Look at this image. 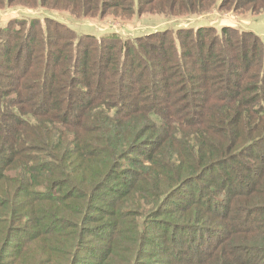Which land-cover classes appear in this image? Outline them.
I'll list each match as a JSON object with an SVG mask.
<instances>
[{
	"label": "trees",
	"instance_id": "obj_1",
	"mask_svg": "<svg viewBox=\"0 0 264 264\" xmlns=\"http://www.w3.org/2000/svg\"><path fill=\"white\" fill-rule=\"evenodd\" d=\"M67 1L96 16L109 3ZM165 1L112 0L108 7L132 12L139 3L156 8ZM168 1L167 12L214 6ZM59 2L49 3L42 21L32 16L0 26V213L18 222L12 204L28 197L49 206L66 202L59 212L72 210L75 219L68 225L54 211L45 214L47 223L34 235L13 222L5 244L23 232L29 248L42 233L50 240L66 225L79 255L65 260L79 264L89 250L86 236H118L122 218L137 216L141 204L128 203L137 209L118 213L105 229H92L95 212L113 219L148 185L143 209L153 217L141 223L139 238L128 239L138 242L128 264L151 263L142 259L150 256L148 247L162 254V264H264L261 38L229 23L216 31L210 19L158 25L132 37L77 34L58 18ZM232 2L224 8L235 14L264 11V0ZM16 165L11 193L3 185ZM117 184L127 192L120 195ZM189 184L198 188L196 198L185 190Z\"/></svg>",
	"mask_w": 264,
	"mask_h": 264
},
{
	"label": "rangeland",
	"instance_id": "obj_2",
	"mask_svg": "<svg viewBox=\"0 0 264 264\" xmlns=\"http://www.w3.org/2000/svg\"><path fill=\"white\" fill-rule=\"evenodd\" d=\"M51 1L53 0H0V26L3 24V21L6 20L10 22H18L19 18H28L32 16H35L42 21L45 16H49L48 8ZM59 1H61L59 2V8L62 10L59 12L58 18L66 23L77 34L91 33L98 37L100 33L105 31H116L124 37H132L134 36V33H140L144 30L155 28L158 25L161 26L165 24L175 27L178 23L183 24L190 22L192 24H198L200 23V20L203 21L205 19H210L212 20L211 22H214L216 31L219 30L218 25L223 23H229L238 30H250L261 38L264 46V11L255 13L253 10L243 11L241 9L239 12H236L238 14H235L233 11L224 8L229 7L234 2H232V0H229L230 5L227 4V0L224 2L223 0H211L208 3H214V6L212 4L213 7L211 6L205 11L192 12V14L183 10L177 11L173 7H171L172 12H167L166 5L169 3L168 0L165 1L164 5L161 2L159 4L160 7L156 8L145 2L142 4L139 3L134 6L132 12H125L108 7V5L112 3V0H107L109 3H105L103 8V11L105 10V12L103 14L99 13L97 16L88 13L86 10L84 12L79 11L80 9L73 2H68L67 0ZM38 2L40 5H38ZM43 2H46V4L43 5ZM222 3H224L225 6H222ZM126 6L128 5L126 4ZM162 7H164L165 10H163ZM205 23L206 22H201V24ZM33 132L36 133L35 129H33ZM1 167L2 165H0V169ZM16 168L17 165L10 168V171L8 170L7 178L4 180L5 185H3V188H6L11 193L13 191L14 185H12V183H14ZM57 177H59V174H57ZM128 177L132 180L133 174L130 173ZM202 183L203 181H200L198 184L196 183L195 186H200ZM116 186H121L122 192L119 193L120 195L127 192L125 185L122 186V184H117ZM195 186L189 184L185 190L189 192L194 190V197L196 198L200 193ZM145 188L146 190L143 194L134 197L133 195L129 196L123 205L124 207L117 210V213L114 212V215L112 214L113 219L112 216H108L107 213L104 214L99 211L95 212L97 220L92 225V229L94 230L98 225H103V227H100L105 229L106 225L111 224L109 221H113L115 219L114 217H119L123 214L122 211L137 209L135 206H129L130 204L128 203L134 202L141 204V208L139 207V210H137L139 213L137 216L133 217V215H131L128 216V218H122L123 224L119 223L121 225V231L118 236L109 239L111 232L106 233L102 240H98L94 236H86L85 242L87 241L89 250L80 253L83 262H80L79 264H128L131 262V255L138 247L136 238L140 237V235H138L140 232H137V230H140L139 227H142L141 223L143 221L149 223L150 220L148 219L153 217L150 215L146 216L145 213L147 210L143 209V195H145L146 192H150L151 189L148 185ZM0 196L2 195L0 194ZM35 196H37L36 193ZM26 198L27 200L24 199L19 205L16 203L12 204L15 208H18V222H9L8 217L3 216L0 213V264H67L66 260H69L70 258L74 260V255H79V253L74 249V243L66 236V233L69 231L66 225L59 231V233L54 234L53 238L51 236L50 240H48L50 236L42 233V237L35 243L33 242L34 244L32 243L29 248L26 243L30 240V235L28 234L29 237H27L23 232L11 240V242L14 243L12 246L7 243L5 244V238L7 235L5 228L9 224L11 226L13 222V226L19 228L20 231H22V227H26L29 228L34 235L38 232H35L33 229L41 228L39 223H47V221L44 220L46 218L45 214L49 216V213L53 214L54 211L56 215L66 220V224H68V221H74L75 219L71 216L72 210L65 209L62 212H59L60 208L65 207L64 203L66 202H63L65 198L58 199V201L63 202V204L61 203L52 206L46 205L44 202L38 201L36 198ZM70 206L74 209V205ZM101 206L103 209L109 208L103 204H101ZM50 207H53L54 209H51ZM10 208V206H7L5 212L8 213ZM133 236L136 237L135 242L134 245H130L128 239L133 238ZM152 237L154 238V235H152ZM159 238L160 237H158V239ZM56 239L61 241V244H56L58 243L55 241ZM98 251L102 254L100 258H97ZM147 251L151 254L150 256L143 257V261L151 262L149 264H162L160 261V259H163L162 254L157 255L155 249L151 247H148ZM75 252L76 254H74ZM65 257H67L66 260ZM95 257L97 258L96 260L94 259ZM128 259H130V262H127Z\"/></svg>",
	"mask_w": 264,
	"mask_h": 264
}]
</instances>
